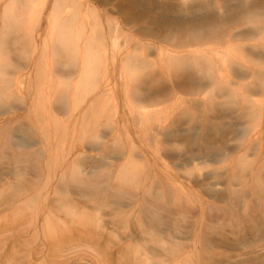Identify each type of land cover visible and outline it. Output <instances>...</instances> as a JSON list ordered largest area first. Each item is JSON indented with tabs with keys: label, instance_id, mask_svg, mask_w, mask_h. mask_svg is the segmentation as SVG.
I'll return each mask as SVG.
<instances>
[{
	"label": "rangeland",
	"instance_id": "rangeland-1",
	"mask_svg": "<svg viewBox=\"0 0 264 264\" xmlns=\"http://www.w3.org/2000/svg\"><path fill=\"white\" fill-rule=\"evenodd\" d=\"M54 21L57 34L66 37L62 43L52 32ZM263 52L264 0H0V121L13 111L19 114L6 130L5 145L13 153L0 157V264H170L172 257L181 259L180 243L194 238L205 245L206 252L199 243L197 249L205 259L210 251L224 264H240L243 258L264 264V212L225 223L200 213V200L240 205L251 189L264 184ZM104 79L105 87L97 92ZM30 112L55 114L60 122L36 134L28 124ZM41 136L45 149L60 159H81V176L92 170L113 172L111 164L122 163L128 154L141 191L147 188L148 196L149 189L157 192L150 200L162 198L159 179L167 170L175 184L166 197L188 190L191 216L182 217L180 209L171 214V201V208L148 210L138 221V208L126 202L131 190L121 194L116 185L101 183L73 195L79 202L94 197L107 203L73 208L64 202V209L79 210L73 216L60 208L63 200L55 199L52 206L66 221L58 223L56 238L67 232L77 238L90 229L103 236L80 247L74 241L75 248L60 255L41 254L43 232L32 237L35 229L29 224L35 220L34 191L44 182L37 174L49 157L39 153ZM69 172L66 177L73 176ZM231 189L240 195L234 202ZM121 211L134 212L129 227L113 214L123 216ZM104 214L105 221L99 220ZM160 215L164 220L158 224L150 219ZM149 232L159 238L157 243ZM31 246L36 251L29 254ZM66 255L74 258L69 261Z\"/></svg>",
	"mask_w": 264,
	"mask_h": 264
},
{
	"label": "bare ground",
	"instance_id": "bare-ground-1",
	"mask_svg": "<svg viewBox=\"0 0 264 264\" xmlns=\"http://www.w3.org/2000/svg\"><path fill=\"white\" fill-rule=\"evenodd\" d=\"M8 7V6H7ZM6 7V8H7ZM7 9H10L9 7L7 8ZM12 10V12H13V9H10V11ZM6 11H8V12H10L9 10H6ZM9 14V13H8ZM12 16V15H11ZM6 18V17H5ZM55 19H56V17H54ZM52 20V19H51ZM56 21H58V20H56ZM56 21H54V23H53V28H52V32H53V34L55 35V36H57V41L58 42H60V43H62L63 41V39H65L66 37H63V32H60V33H58L57 34V22ZM56 22V23H55ZM250 24H251V22H250ZM50 26H52V24L50 25ZM263 27V26H262ZM230 28V27H229ZM211 29V28H210ZM255 29V28H254ZM60 30L62 31L63 30V28H60ZM209 30V29H208ZM228 30V29H227ZM226 30V31H227ZM51 32V33H52ZM226 34H227V32L225 33V36H226ZM175 35V34H174ZM224 35V34H223ZM51 36H52V34H51ZM51 36H50V38H51ZM48 37H46V39H47ZM50 38H49V40H50ZM203 38V37H202ZM52 39H54L53 38V36H52ZM59 39V40H58ZM189 39V38H188ZM196 39V38H195ZM199 39V38H198ZM201 40V39H200ZM48 41V40H47ZM47 41H45V42H47ZM62 41V42H61ZM202 41V40H201ZM200 41V42H201ZM64 44H65V42H64ZM63 45V44H62ZM177 46V45H176ZM62 47V46H61ZM191 53V52H190ZM59 54V53H58ZM193 54V53H192ZM191 54V55H192ZM194 55V54H193ZM192 55V56H193ZM261 55L262 56H264V52L263 53H261ZM121 58V57H120ZM87 61H85V62H87L88 63V65H90L91 64V61H90V59H86ZM206 60H208V59H206ZM210 63V62H209ZM39 69V68H38ZM41 70H43V69H41ZM41 70H40V72H41ZM51 71V70H50ZM44 74H42V75H45L46 73V71H45V69H44ZM52 72V71H51ZM36 73H37V71H36ZM123 73V72H122ZM208 73V72H207ZM211 73V72H210ZM39 74H41V73H39ZM212 74V73H211ZM124 75V74H123ZM40 76V75H39ZM38 76V77H39ZM46 76V75H45ZM208 76V74H206V77ZM211 76H213V75H211ZM210 76V77H211ZM35 77V76H34ZM109 77V76H108ZM202 77V76H201ZM204 78V77H203ZM201 79V78H200ZM207 79H208V77H207ZM1 80V79H0ZM203 80V79H202ZM202 80H200V82L201 83H203V81ZM211 80H212V78H211ZM95 81H94V79H93V83H94ZM106 82H107V80L106 79H104V81L102 82V83H99L97 86H96V88H95V90L97 91V92H99L100 90H103V88L105 87V85H106ZM2 83V82H1ZM36 83H37V81H36ZM98 83V82H97ZM3 84V83H2ZM38 84H39V82H38ZM200 84V83H199ZM204 84V83H203ZM5 85V84H4ZM201 85V84H200ZM43 86H45V85H43ZM202 86V85H201ZM260 86L263 88L264 87V85L263 84H260ZM2 89V88H1ZM172 89H173V93L175 94V93H177V89H176V87H172ZM6 90H7V88H6ZM39 90V89H38ZM4 91V90H3ZM41 93H44V92H41ZM3 94V93H2ZM95 94H98V93H95ZM4 95V94H3ZM36 95H42V94H36ZM57 98V97H56ZM52 99V98H51ZM41 100V99H40ZM45 100V99H44ZM55 100V99H54ZM52 101V100H51ZM40 102H42V101H40ZM39 102V103H40ZM55 102V101H54ZM37 103V102H36ZM38 103V104H39ZM43 103H44V101H43ZM33 104V103H32ZM42 105H44V104H42ZM41 105V107H43ZM49 106V105H48ZM45 107H46V105H45ZM45 107H44V109H45ZM47 108V107H46ZM14 109V108H13ZM43 109V108H42ZM43 109V110H44ZM48 111V110H47ZM46 111V112H47ZM132 111V110H131ZM45 112V113H46ZM49 112V111H48ZM47 112V113H48ZM134 112V111H133ZM17 113V112H16ZM15 113V111H13V113H11L10 115H8L7 117H5L2 121H0V143H2V146L0 147V157H3L2 155L3 154H5L6 152L8 153V152H12L13 153V149H9L8 148V145L6 146L5 145V137H6V130L7 131H9V129L7 128L8 126H10V124H12V123H14V122H16L18 119H19V114L17 115ZM52 113V112H51ZM50 113V114H51ZM56 113V112H55ZM138 113V112H137ZM262 113H263V115H264V107H263V111H262ZM132 114V113H131ZM143 114V113H142ZM145 114H146V112H145ZM148 114V113H147ZM30 115V116H29ZM55 115V114H54ZM54 115H48V116H45V117H42V116H40V117H38L37 115H34V116H32V113L30 112V113H28V116H29V118H28V120H29V122H28V124L30 125V128L32 127V129L35 131V133L36 134H39V130H47V132H49V128H50V126H51V124H53V123H55V122H57V118L54 116ZM36 119L38 120L37 122H36ZM41 122V123H40ZM58 122H60L59 120H58ZM17 124V123H16ZM11 131V130H10ZM8 137H10V136H8ZM41 138H42V140H41V147H40V152L39 153H43V154H46V152H47V155L50 157H46V158H48L46 161H44V160H42V164H43V167L45 168V170H46V173H45V170L43 169L42 171H41V173H38L37 174V177H42L43 178V180H44V182L43 183H41V187L39 186L38 187V189H36V191H34V198L35 197H37V202L35 203L36 204V206H35V209H36V212H35V220L34 221H32V219L30 220V223L29 224H31V226H32V228H34L35 229V232L34 231H32L31 233H32V237L34 236H36V235H38V234H40V232H43V238H44V240H45V243L43 244L44 245V249H43V251L44 252H42L41 254H44L45 253V255H47V253H49V254H54L55 252H56V254L55 255H60L62 252H64L65 250H67V249H69V248H75V246H81L82 244H85V243H94L95 241H96V238L98 237V238H101L103 235H101V232H99V231H96V230H91L90 229V232H86V230H85V233H80V234H78V237L77 238H75L74 237V235L71 237V235H70V233L68 234V232H67V236L68 237H70L69 238V240L66 238V235H64V234H62L61 236H59V237H57L56 238V233L57 232H59L60 231V225L58 224V223H60V222H63V226H64V224L66 223V221H63L64 219L63 218H61L60 217V208L61 209H64L63 207H64V202H68L69 203V205L71 206V204H74L73 205V208L75 207L76 208V206L75 205H81L82 207H86L87 206V203L86 202H92V205L93 206H96L98 203H101V202H104V203H107L105 200L104 201H99V199L98 198H94V197H91V198H89L88 200H86V202H84V201H81V202H79V201H77L76 200V198L74 197L75 195H73V194H75L76 192H81V190L82 191H84V190H95L96 188H97V186H100V184L101 183H104L103 185H107V186H110L111 187V185H116L117 186V193H121L120 191H123V190H125V191H129L128 189H130L131 190V192H130V194L129 195H131V197H128V199L126 200V202L127 201H129L130 203H131V205H132V208L131 209H133V208H138V210H139V212H138V214H136L137 216H136V220H138V221H140L141 220V218L143 217V216H145V214L147 213V211L149 210V212L151 211H153L154 209L155 210H161V209H166L167 207L168 208H171V206H169L170 205V203H171V201H173V206H172V208L173 207H175V209H173L172 210V213L171 214H174L176 211H177V209H180V214H181V216L182 217H188V216H191V206H189V199L187 198V196L189 195V194H187V191H185L186 193H182V194H177V193H175V195L174 196H172V197H166V190L169 188V189H171V186H174L173 184H175V182L173 183L172 182V180H171V177H170V173L168 174V172H167V170L164 172L163 171V173L165 174V178L164 179H162L161 180V178L159 179L158 177V179L161 181V183H162V186H163V189H164V192L162 193V198H159V196H155V199L153 200H150L151 198H153V197H151L152 195H153V193H157V192H155V190H154V192H152V191H150V189H149V192H151L152 193V195L150 196H148V194H147V192H148V189L146 188H144V190L143 191H141L142 189V186L139 184V182L138 181H135V179H137V178H135L136 176L134 175V172L132 171V170H130L131 168H132V166H131V163H130V156L127 154V155H125L124 156V161L121 163H119L118 162V164L117 163H112L111 165H114V167H116V173H115V175H113V172H114V167H112L111 169H109V170H113V172H110L109 171V173H104V172H99V171H97V170H92L93 171V174H92V172H91V175L88 173V175H84V176H81L80 174H79V172H78V168H77V166H83L82 164V160L81 159H77V158H74V159H72L71 161H68V160H65V159H60L53 151H52V149L50 148V147H47V149H45V139H46V137H44V136H41ZM8 142V141H7ZM6 142V143H7ZM10 144V143H9ZM11 145H9V147H10ZM206 147V146H205ZM53 148V147H52ZM125 148V147H124ZM123 149V148H122ZM206 149V148H205ZM208 150V149H207ZM18 151V150H17ZM16 150H14V152L15 153H21L20 155H22V152L20 151H18L17 152ZM36 151V150H35ZM209 151V150H208ZM36 152H38V151H36ZM36 152H35V154H36ZM127 152L131 155V151L130 150H128L127 149ZM15 153H14V155H15ZM38 153V154H39ZM205 153V152H204ZM209 153V152H208ZM34 154V153H33ZM34 154V155H35ZM37 154V155H38ZM18 155V154H17ZM30 156H31V154H30ZM36 156V155H35ZM40 154H39V156H37V158L40 160ZM20 158V157H19ZM45 158V157H44ZM51 158H53V159H51ZM31 159V158H30ZM30 164H32V162L30 163ZM84 164H86V163H84ZM102 165H100L99 167H101ZM96 168V167H95ZM168 169V167L167 166H165L164 168H163V170H165V169ZM170 168V167H169ZM157 169H160V167H158ZM170 170V169H169ZM68 171H70L69 173L71 174H73V176L72 175H70V177H66V174H68ZM158 171H160V170H158ZM75 172H77L78 174L77 175H75L74 173ZM81 172V171H80ZM86 172H89V171H86ZM107 172V171H106ZM161 172H162V167H161V171H160V174H161ZM170 172V171H169ZM83 174H84V172H83ZM82 174V175H83ZM149 175V174H148ZM172 175H173V173H172ZM171 175V176H172ZM150 176V175H149ZM149 176H147V177H149ZM177 176V175H176ZM150 178V177H149ZM172 178H173V176H172ZM143 179V178H142ZM154 180V179H153ZM143 181H144V183H143ZM155 181H157V180H155ZM141 184L143 185V184H145V179L144 180H141ZM158 182V181H157ZM159 183V182H158ZM160 183V184H161ZM263 183V182H262ZM261 182H260V185H261V187H260V189H251L249 192H250V196L249 197H247V199H246V197H245V201H244V198H243V203H241L240 205H239V203L237 204V206H236V204L235 203H232V204H230V205H227V203L225 204V205H219V204H215L214 202H207V203H205L204 202V200H200V203L201 202H203V203H201V210H200V213H201V215H202V217H204V219H206L205 218V216L208 218V219H210L211 221H213V220H221L222 221V223L224 222H226V221H237L238 222V220H240V218H242V219H251L253 216H254V214L256 213V212H259V213H263L264 212V184H262ZM247 185V184H246ZM248 186V185H247ZM253 186H255V185H253ZM143 187H145L144 185H143ZM105 188H107L106 186H105ZM252 188H254V187H252ZM115 189V188H114ZM162 189V190H163ZM230 189V188H229ZM249 189V188H248ZM161 190V191H162ZM232 190V191H231ZM230 191L231 192H229V194H230V199L229 200H231L232 202H234L235 200H237L238 199V197L240 196V195H238L237 194V190H235V189H231ZM160 191V192H161ZM93 193V192H92ZM126 193V192H125ZM121 194H123V193H121ZM88 195H90V194H88ZM106 195V194H105ZM111 195V196H110ZM109 196L110 197H114V196H120L119 194H110ZM156 195V194H155ZM157 195H160V194H157ZM238 196V197H237ZM104 197H107V195L106 196H104ZM236 197H237V199H236ZM109 198V197H108ZM120 198V197H119ZM148 198H150V199H148ZM193 198V197H192ZM3 199V198H2ZM57 200V199H60V200H63V203H61V205H60V208H59V210L58 209H55L56 207L55 206H52V202H54V200ZM104 199V198H103ZM121 199V198H120ZM124 199H126V197L124 198ZM235 199V200H234ZM241 199V198H240ZM239 199V200H240ZM59 200V201H60ZM238 200V201H239ZM192 201V200H191ZM206 201V200H205ZM109 202V201H108ZM125 202V201H124ZM142 202V203H141ZM242 202V201H241ZM60 203V202H59ZM68 203H66L67 205H68ZM191 203V202H190ZM229 203V202H228ZM65 204V205H66ZM142 204V205H141ZM177 204H178V207H177ZM194 204V203H193ZM197 204V203H196ZM70 206H68V208H67V206H65L66 208V210L64 209V211H65V213H69L68 211L70 210V214L73 216V215H75L79 210L77 209V210H71L70 208L72 207H70ZM194 206H196L195 204H194ZM131 207V206H130ZM157 207V208H156ZM100 208V207H99ZM105 208V207H104ZM104 208H102V205H101V209H103L104 210ZM113 208V207H112ZM242 208V209H241ZM96 209V208H95ZM108 210H110L109 208H108ZM154 210V211H155ZM99 211H100V209H99ZM114 211V210H113ZM101 212V211H100ZM110 212V211H109ZM123 214L124 213H126V212H123V211H121ZM129 212H130V209H129ZM128 212V214L129 215H123L122 216V214H121V216H120V214L118 213V212H113V214L115 215V217H118L117 218V221H118V223L121 225V226H128V225H130V222H129V217L131 218V216H130V214H134V212L132 211L131 213H129ZM103 213H105V212H103ZM137 213V212H136ZM199 213V214H200ZM96 214V213H95ZM154 214V213H153ZM64 215V214H63ZM67 215V214H66ZM108 215V214H107ZM106 214H104V215H101V217L100 218H98L99 220L100 219H103L104 220V218H105V216H107ZM110 215H112V214H110ZM113 215V216H114ZM67 216H69V215H67ZM155 216V215H154ZM200 216V215H199ZM19 218L21 217V216H18ZM18 217H16V218H18ZM134 217V216H133ZM151 217V216H150ZM15 218V219H16ZM83 218V217H82ZM94 218V217H93ZM91 219L92 221L94 220H97V218L95 219ZM108 218H111V217H108ZM133 219V218H132ZM150 219H154L156 222H155V224H158V222H161V221H163L164 219H163V216L162 215H160V216H156V217H154L153 218V216H152V218H150ZM254 219V218H253ZM263 219V218H262ZM42 220V221H41ZM90 220V221H91ZM170 220V219H169ZM261 220V219H260ZM15 221H17V220H15ZM76 221V220H75ZM105 221V220H104ZM113 221V220H112ZM143 221V220H142ZM166 221V220H165ZM183 221H185V220H183ZM187 221V220H186ZM204 221V220H203ZM232 221V222H233ZM263 221V220H262ZM22 222V221H21ZM24 222V221H23ZM29 222V221H28ZM65 222V223H64ZM67 222H68V220H67ZM172 222V221H171ZM208 222V221H207ZM241 222V221H240ZM17 223H19V221H17ZM75 223V222H74ZM112 223H115V222H112ZM138 223H140V222H138ZM151 223V222H150ZM202 223V222H201ZM200 223V224H201ZM258 223V222H257ZM259 223H261V222H259ZM28 224V225H29ZM78 224V223H77ZM100 224V223H99ZM101 224H102V222H101ZM100 224V225H101ZM141 224H142V222H141ZM152 224H154V223H152ZM170 224V223H169ZM175 224V223H174ZM205 224H206V222H205ZM228 225L230 224L229 222L227 223ZM21 226H22V224H20ZM104 225V224H103ZM115 225V224H114ZM143 225V224H142ZM188 225H191V223H186L185 222V226H188ZM195 225V224H194ZM203 225V224H202ZM206 225H208V224H206ZM248 225V224H247ZM66 226V225H65ZM115 226H117V224L115 225ZM135 226H137V225H135ZM134 226V227H135ZM231 226V225H230ZM97 227H98V225H96L95 226V228L97 229ZM101 227V226H100ZM103 227V226H102ZM118 227H120V226H118ZM129 227V226H128ZM139 227V226H138ZM141 227V226H140ZM202 227H204V226H202ZM91 228V227H90ZM115 228V227H114ZM131 228V227H130ZM184 228V227H183ZM29 229H31V228H29ZM29 229H28V231H29ZM105 229V228H104ZM124 229V228H123ZM137 229V231H138V228H136ZM142 229V228H141ZM151 230H152V228H150ZM25 230H26V228H25ZM105 230H107V229H105ZM105 230H104V232H105ZM117 231H118V228L116 229ZM126 230V229H125ZM156 230V229H155ZM89 231V230H88ZM114 232H115V230H113ZM121 231V230H120ZM127 231V230H126ZM133 231V230H132ZM135 231V230H134ZM27 232V231H26ZM25 232V233H26ZM84 232V231H83ZM123 232V231H122ZM147 232V231H146ZM29 233V232H28ZM62 233V232H61ZM149 234V236H150V238H151V241H153L154 243H157L158 242V239L159 238H156V235H155V233H152V232H149L148 233ZM59 235V234H58ZM117 235V234H116ZM105 236H107L106 237V239L105 240H107V238H108V241H111V239L108 237V235H105ZM115 236V235H114ZM132 236V235H131ZM134 236V235H133ZM119 237V236H118ZM27 238V237H26ZM115 238V237H114ZM74 241H76V243H77V245H72V244H74ZM98 241H99V239H98ZM41 242V241H40ZM75 243V244H76ZM180 243V242H179ZM201 245V247H202V249L206 252L207 251V249H205V245L201 242V241H199V240H197L196 238H194V239H191V241H186V242H181L180 244H182L181 245V247L183 248V251L184 252H182V253H180L179 255L181 256V259H179L180 261H177L176 262V260H177V258H178V256L176 257V258H174V257H172L171 258V262H170V264H182V263H184V264H224V263H222L221 261V259H219V258H215V256H212V257H210L211 255H212V252H210L209 251V253H208V255L209 256H206V257H209L208 259H205V257H203L202 255H203V253H201V252H198L197 251V249H198V246H199V244ZM149 244V243H148ZM108 245H110V243L108 244ZM128 245H131V244H128ZM178 245V244H177ZM92 246H93V244H92ZM103 246V245H102ZM107 246V245H106ZM145 246V245H144ZM147 246V245H146ZM145 246V247H146ZM32 248H30V250H29V254L30 253H33V252H35L36 251V247H33V246H31ZM43 247V246H42ZM109 247V246H108ZM142 247V246H141ZM180 247V248H181ZM130 248H132V247H130ZM135 248V247H134ZM140 248V247H139ZM153 248V247H152ZM151 248V249H152ZM174 249H175V247H173ZM78 249V248H77ZM105 249H107V247L105 248ZM141 249V248H140ZM148 249V248H147ZM155 249V248H154ZM132 250V253H138L139 251H137V249H131ZM131 250H130V252H131ZM156 250V249H155ZM180 250H182V249H178V252L180 251ZM96 251V250H95ZM176 251V250H175ZM151 252V251H150ZM186 252H188L187 254H186V257L185 258H183L184 257V255H185V253ZM69 254V253H68ZM104 254V253H103ZM139 254V253H138ZM143 254H145V253H143ZM50 255V256H51ZM178 255V254H177ZM43 256V255H42ZM49 256V255H48ZM68 256V257H67ZM69 256L70 255H66V257L67 258H64V259H73L74 257L71 255L70 257L71 258H69ZM102 256V255H101ZM130 256V254L129 255H127L126 257H129ZM132 256V255H131ZM30 257V256H29ZM45 257V256H44ZM90 257V256H89ZM132 257H134V256H132ZM188 257H189V260H187L188 259ZM76 258V257H75ZM99 258H100V256H99ZM109 258V257H108ZM183 258V259H182ZM45 259V258H44ZM77 259V258H76ZM126 259V258H125ZM131 259V258H130ZM167 259V258H166ZM264 259V258H263ZM60 260V259H59ZM69 260V261H70ZM78 261H79V257H78V259H77ZM132 260H135L134 258H132ZM131 260V261H132ZM158 260V259H157ZM254 260H256L255 258H247V259H245V258H243V259H241V263L240 264H252L253 262H254ZM61 261V260H60ZM59 261V262H60ZM73 261V260H72ZM80 261H81V259H80ZM155 261V260H154ZM77 262V261H76ZM124 262V261H123ZM127 262V261H126ZM158 262V261H157ZM156 262V263H157ZM62 263V262H61ZM69 263V262H68ZM70 263H72V262H70ZM75 263V262H74ZM74 263H72V264H74ZM78 263V262H77ZM76 263V264H77ZM128 263H130V262H128ZM152 263H155V262H152ZM155 263V264H156ZM131 264V263H130ZM132 264H137V263H132Z\"/></svg>",
	"mask_w": 264,
	"mask_h": 264
}]
</instances>
